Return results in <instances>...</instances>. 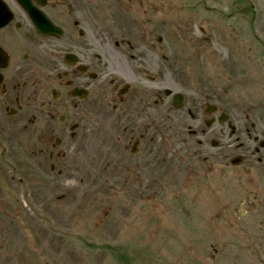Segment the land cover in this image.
I'll return each instance as SVG.
<instances>
[{
	"label": "flooded vegetation",
	"instance_id": "1",
	"mask_svg": "<svg viewBox=\"0 0 264 264\" xmlns=\"http://www.w3.org/2000/svg\"><path fill=\"white\" fill-rule=\"evenodd\" d=\"M31 4L60 34L38 35L16 0H0V13L6 15V7L11 12L6 24L0 20V149L15 154L25 146L36 172L46 171L54 181L55 172L66 171L74 159L82 162L89 126L100 123L110 108L119 140L123 143L128 132L129 141L137 138L148 149L137 155L155 161L167 154L164 134L154 135L159 152L150 144L152 124L161 127L172 105L166 91L181 84L189 92L195 81L196 96L188 97L186 105L195 112L203 105L214 108L210 132L219 150L210 153L208 175L216 197L227 199L220 245L224 264H264V156L254 147L257 139L264 141V127L253 130L249 116L235 110L245 101L255 103L249 91L258 88V81L230 58L222 63L211 59L206 84L185 69L177 75V63H169L161 51V37L153 36L148 13L137 0ZM24 128L30 129L26 140Z\"/></svg>",
	"mask_w": 264,
	"mask_h": 264
},
{
	"label": "rangeland",
	"instance_id": "2",
	"mask_svg": "<svg viewBox=\"0 0 264 264\" xmlns=\"http://www.w3.org/2000/svg\"><path fill=\"white\" fill-rule=\"evenodd\" d=\"M254 1V3H258L257 0ZM194 2L195 0H157L155 3V11L152 13L154 20L152 27H155L159 21H164L166 23V29L168 28L169 35L173 36L171 37L168 35L170 40L169 45L172 44L174 50L179 52L187 51L184 49V43L175 41V38L184 37V39L190 40L192 35H197L196 28L199 21L205 25H208L209 21H211L210 25L212 27L209 29L206 27L203 28L206 30V33L203 34L202 40L194 38L197 43L189 42L187 44L191 48H194L195 52L207 53L219 49L220 46L216 43V41L218 42L217 37L230 36L231 29L237 30L238 32L236 34H242L241 26H243V24L240 20L241 13L239 19L232 20V22H219L220 20H217V16L213 15L216 14L215 12L200 9L196 10L195 8L191 10L187 7ZM208 3L210 4V0H208ZM227 5L229 9V3H227ZM237 11L239 12L240 10ZM259 20L261 21V26H264L263 15H260ZM214 24H217L219 28L215 29L213 27ZM156 27L158 28L159 26ZM157 28L156 32L159 33L160 30H157ZM218 30L221 33H219ZM176 31H178V33H176ZM232 34L235 35L234 33ZM211 39L215 43L210 46L209 42ZM185 120L186 119L183 118L182 122L186 123V127L190 125L192 129H195L190 121L186 122ZM187 130L188 127H177L172 133L173 137H189L191 144L176 145L175 143V150L173 149L165 156L167 159L164 166L167 165V175L174 173L180 156L181 158L188 159V156L191 155L193 150L198 151L201 157L206 159L210 157L211 152L218 154V150H212L210 147V138L208 134L205 135L204 139L200 138L197 134V137L201 139L202 143L195 144L193 140H195L196 137L187 135ZM182 134H184V136H181ZM186 142H188L187 139ZM191 163L192 160L183 162V167H180L177 171L178 178L180 180L185 179L188 182L184 181L182 186L173 185L169 187V190L174 192L172 193L174 198L149 199L152 207H154L152 203L156 206L159 203L165 204L163 207L155 209L151 207L147 210L144 209V206L149 205V203L144 201L145 199H138L144 195L141 188H139V191L133 199H129L134 195V189L132 187L123 188V193L119 194L122 199L113 198L112 184L117 183V178L113 181L110 180V186L104 188L98 187L92 178H88L84 185L77 186L76 188L73 187L71 183L67 182L68 186L66 187L69 190L67 194L62 195V191L58 190L55 192L56 231H54V233H48L44 230L43 226L39 225L35 217H30L24 220V223L28 224L29 228L35 231L37 230V233H39L38 236H31L28 233L21 235V233L18 232H11V235V233L7 231V228H16V221L19 227V224L21 225V219H17L15 223L12 222L13 220L7 219V212H11L14 209L12 208L13 202L11 201L12 204H10L9 199H0V237L3 235L6 236L5 239H7V243L5 239L0 240V264H129V261H131V264L132 262L137 264L133 258L124 261V256L127 258L132 256L129 239L134 237L141 241L140 243L143 245L146 242L149 243V235L146 232L150 225H154L152 231L155 235L151 236V243L154 245L157 244L156 252L158 255L163 248L166 250L167 247H171L175 244L174 232L177 231V228L170 224L171 220L168 219L169 216H172V214L180 215L183 221L188 224L184 225L185 228H191L194 225L192 183L187 175ZM204 164L207 165L208 162H204ZM184 166L188 168L186 169ZM146 170H148V168H146ZM151 173H154L156 176L159 175L158 179H160V174H165L161 170L160 172L151 171ZM13 189L14 187H10V190ZM204 198L206 197H201V203L204 205L205 209H207L210 199ZM15 201H17V199H15ZM19 203H17V207H20ZM20 209L21 207L18 210L20 211ZM200 212H205V210L201 208ZM19 218L22 217L19 216ZM157 230L161 232L158 233ZM162 232L166 233L163 234ZM184 233L185 237L183 236L180 238L181 244H184L185 247L183 250V258L190 255L189 264H192L193 252L191 251V245L193 243V238L191 234H189L190 231H185ZM144 235L147 236V239L143 238ZM37 237H39L41 241L40 244H42V246H39V251L38 247L36 250H32L30 247L27 248L24 246L27 252L23 254L29 253L30 256L33 257L29 262L21 260L23 257L21 256L22 253L16 255V253L12 252V250H22L21 240H24L25 245L26 238L27 243L31 245L34 243V240L31 239H37ZM48 241L50 242L49 245H47ZM175 254L176 252H174V255ZM118 255L120 256V262L117 259ZM173 260L172 258L169 259L171 264Z\"/></svg>",
	"mask_w": 264,
	"mask_h": 264
}]
</instances>
